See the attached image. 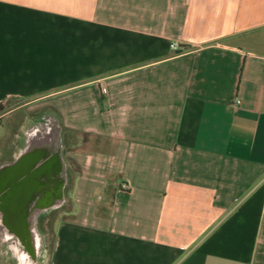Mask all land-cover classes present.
<instances>
[{"label":"crops","instance_id":"0c3cea01","mask_svg":"<svg viewBox=\"0 0 264 264\" xmlns=\"http://www.w3.org/2000/svg\"><path fill=\"white\" fill-rule=\"evenodd\" d=\"M44 104L82 138L43 264H264V0H0V164Z\"/></svg>","mask_w":264,"mask_h":264},{"label":"water","instance_id":"95a60500","mask_svg":"<svg viewBox=\"0 0 264 264\" xmlns=\"http://www.w3.org/2000/svg\"><path fill=\"white\" fill-rule=\"evenodd\" d=\"M67 181L61 126L50 115L28 127L21 151L0 164L1 233L21 247L30 264L42 250L38 217L64 205Z\"/></svg>","mask_w":264,"mask_h":264},{"label":"rangeland","instance_id":"374dc122","mask_svg":"<svg viewBox=\"0 0 264 264\" xmlns=\"http://www.w3.org/2000/svg\"><path fill=\"white\" fill-rule=\"evenodd\" d=\"M27 112L30 115H33L37 118H39L42 114H44V117L51 115V107L48 104H44L43 106H34L33 108H28ZM1 124H4L6 128H12V133L14 134L15 128L19 124L18 119L15 120H8L4 117H1L0 120ZM61 134H62V145H63V156L67 163V175H68V165L71 164V167L75 170V166L72 164V162L69 160L67 152L70 148L74 147V144L80 141L82 138V134L78 132H69L68 130L64 129V127L61 125ZM2 130V129H0ZM11 133V134H12ZM12 134V136H13ZM4 137L2 136L1 139ZM66 192V189H65ZM69 204L65 203L62 208H68ZM44 216L42 219L38 220L39 228L43 232V244H42V250L40 258L36 264H43V261L46 259V256L48 255V250L52 243V226L51 221H45ZM49 217H52L51 214H49ZM0 264H18L17 258L12 254L11 250L9 249V241L3 240V236L1 233V227H0Z\"/></svg>","mask_w":264,"mask_h":264},{"label":"bare ground","instance_id":"6f19581e","mask_svg":"<svg viewBox=\"0 0 264 264\" xmlns=\"http://www.w3.org/2000/svg\"><path fill=\"white\" fill-rule=\"evenodd\" d=\"M2 235L5 234L2 233ZM3 240L9 241V237L7 235L3 236ZM20 248L21 247L17 245L15 242L9 241V249L11 250L12 254H14V256L17 258L19 264H30L28 257L26 256L25 253L21 252Z\"/></svg>","mask_w":264,"mask_h":264},{"label":"built area","instance_id":"2783aa9c","mask_svg":"<svg viewBox=\"0 0 264 264\" xmlns=\"http://www.w3.org/2000/svg\"><path fill=\"white\" fill-rule=\"evenodd\" d=\"M171 47L174 48V49H176V48H178V44L173 42V43L171 44ZM235 103H236V104H239V103H240V99H236Z\"/></svg>","mask_w":264,"mask_h":264}]
</instances>
